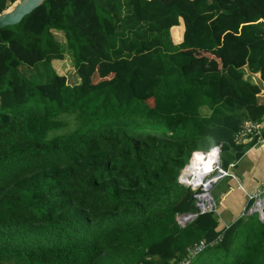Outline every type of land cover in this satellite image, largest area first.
Masks as SVG:
<instances>
[{
	"label": "trees",
	"instance_id": "obj_1",
	"mask_svg": "<svg viewBox=\"0 0 264 264\" xmlns=\"http://www.w3.org/2000/svg\"><path fill=\"white\" fill-rule=\"evenodd\" d=\"M245 65L264 81V0H44L1 28L0 264H172L200 241L199 264H264L257 216L175 220L194 152L221 142L227 168L255 143L234 141L264 119Z\"/></svg>",
	"mask_w": 264,
	"mask_h": 264
},
{
	"label": "crops",
	"instance_id": "obj_2",
	"mask_svg": "<svg viewBox=\"0 0 264 264\" xmlns=\"http://www.w3.org/2000/svg\"><path fill=\"white\" fill-rule=\"evenodd\" d=\"M177 27L182 28L179 40H175L172 33L173 28ZM183 32L184 25L180 18L179 24L170 28L173 43L177 44L182 41ZM185 52L192 53L193 49L185 50ZM209 61L210 63H206L201 68L205 70L220 68L218 59L210 58ZM94 78L96 81L98 80L97 75H94ZM261 124L264 130V119ZM229 171L233 174L232 177H224L222 181H218L211 187L214 188L213 195H210L215 208L214 212L218 216V228L228 227L242 215V211L246 207V193L264 186V141L254 143L246 149L242 156L233 162ZM241 186L244 191L240 188Z\"/></svg>",
	"mask_w": 264,
	"mask_h": 264
},
{
	"label": "built area",
	"instance_id": "obj_3",
	"mask_svg": "<svg viewBox=\"0 0 264 264\" xmlns=\"http://www.w3.org/2000/svg\"><path fill=\"white\" fill-rule=\"evenodd\" d=\"M262 133H263V126L261 124V121H245L243 125L241 126L240 130L235 133L234 135V141L237 144H244L252 141L255 139V143H260L263 142L264 139L262 138ZM220 152H221V147ZM196 153H201V152H194L192 156ZM191 156V157H192ZM205 160L206 158V152H205ZM191 160V158H190ZM189 160V162H190ZM190 164V163H189ZM232 166V164H229L227 169H223L221 166V161H220V156L219 159L216 160V162L212 165H210V170L209 168L202 169L201 174L199 172H192L191 179H194L193 175L195 173H199L200 175L198 179V184L193 185L195 189H200V192L195 195V209L196 212L187 215H177L176 216V221L180 226H184L186 222H189L191 220V215L196 217L197 215L204 213L208 210H210V205L208 200L204 197V193L207 191V189L216 183L218 180L224 178V177H232L233 174L229 171V168ZM179 181L181 183H185L180 179L179 175ZM188 184V183H186ZM189 185V184H188ZM192 185V184H190ZM243 191V187H240ZM246 200L250 202V206L248 207L246 214H251V213H257L259 220L264 221V186L260 187L259 189L246 193ZM244 214V212L242 213ZM205 247L203 241H200L199 243H195L191 246V248L188 250L192 252L191 256H187L183 261L179 262H173L172 264H189L190 263V258L198 254L203 248Z\"/></svg>",
	"mask_w": 264,
	"mask_h": 264
},
{
	"label": "water",
	"instance_id": "obj_4",
	"mask_svg": "<svg viewBox=\"0 0 264 264\" xmlns=\"http://www.w3.org/2000/svg\"><path fill=\"white\" fill-rule=\"evenodd\" d=\"M44 0H16L11 7L0 12V29L5 26H11L19 23L21 19L39 7ZM246 74L249 75L254 84L259 88L258 96L264 97V81L260 77L259 72H251L247 65L244 66ZM220 147L221 142L215 143Z\"/></svg>",
	"mask_w": 264,
	"mask_h": 264
},
{
	"label": "clouds",
	"instance_id": "obj_5",
	"mask_svg": "<svg viewBox=\"0 0 264 264\" xmlns=\"http://www.w3.org/2000/svg\"><path fill=\"white\" fill-rule=\"evenodd\" d=\"M221 147V146H220ZM202 152V151H201ZM220 148L218 147V146H215V145H212L211 143H209V146H208V150L206 151V158H207V161H208V164L206 165V167H209V170H210V165H212V164H214L215 162H216V160H218L219 159V156H220ZM202 158H204V157H202ZM189 163V162H188ZM187 163V164H188ZM186 164V165H187ZM185 165V166H186ZM184 166V167H185ZM222 166V165H221ZM183 167V168H184ZM223 168V167H222ZM223 169H227V168H223ZM180 173H181V171L179 172V174H178V177H177V180H178V182L180 183V184H183V186L184 185H188V184H186V183H181L180 181H179V175H180ZM223 179V178H222ZM219 181V180H218ZM217 181V182H218ZM216 182V183H217ZM215 184V183H214ZM213 184V185H214ZM213 185H211L208 189H207V191L204 193V195L205 194H207V196L210 198V200H208V202H209V205H210V210H208V211H213L214 212V205H213V200H212V197H211V193H210V190H211V187L213 186ZM188 187L189 188H187L188 189V191H190L191 192V195H192V199H193V210H190V211H188V212H185V213H183V215H187V214H191V213H194V211L196 212V209H195V203H194V201H195V189H191L192 187H194L193 185H188ZM199 190V192H200V189H198ZM198 192V193H199ZM197 195V194H196ZM250 206V202H248L247 200H246V207L243 209V211H242V213L244 212V214H242V215H240L238 218H240V219H247V217L248 216H251V215H256L257 216V218H258V215H257V213H251V214H246V211H247V209H248V207ZM207 212V211H206ZM205 213V212H204ZM201 214H203V213H201ZM201 214H199V215H201ZM177 215H182V214H176V216ZM199 215H197V216H199ZM176 216H175V220H176ZM191 220H189V222L190 221H192L195 217L193 216V215H191ZM259 219V218H258ZM177 222V221H176ZM188 223V222H187ZM222 228H226L225 226L224 227H222ZM222 228H220L221 230H222ZM207 248V246H205L198 254H196L195 256H193V257H191L190 259V263L189 264H193V262L194 261H196V259L200 256V254L202 253V252H204L205 251V249ZM187 249V248H186ZM188 250V249H187ZM185 255H186V253L184 254V257L182 258V259H184L185 258ZM181 259V260H182ZM181 260H179V261H181ZM179 261H177V262H179Z\"/></svg>",
	"mask_w": 264,
	"mask_h": 264
},
{
	"label": "rangeland",
	"instance_id": "obj_6",
	"mask_svg": "<svg viewBox=\"0 0 264 264\" xmlns=\"http://www.w3.org/2000/svg\"><path fill=\"white\" fill-rule=\"evenodd\" d=\"M9 7H11V6H9ZM194 55H197L198 58L209 56L208 53H204V52H195ZM207 63H210V61L208 60ZM51 65H52V68L58 74L64 75L66 77L67 83L74 84V83L78 82V79H77V76H76V73H75V69H74V65L72 64L71 59H70V57L67 54L64 55V59H62V60H53L51 62ZM162 131H163L162 129H157V130L153 131V133L161 134V133H163ZM54 132L55 131H52L51 135H54ZM200 174H198V175H200ZM222 180L223 179H220L219 182L222 181ZM184 186L189 188L188 185H184ZM191 189H195V188H191ZM213 191H214V188H211V190H210L211 195H213ZM194 192H195V195H196V194H198L199 190L195 189ZM254 216H256V215L254 214ZM191 246L192 245H189L186 248L189 250L191 248ZM187 249L185 250V253H186L185 258H187V256H191L192 255V252L188 251ZM184 259H182V261ZM201 260H202V254H200V256L196 259V261L193 262V264H199L201 262Z\"/></svg>",
	"mask_w": 264,
	"mask_h": 264
},
{
	"label": "bare ground",
	"instance_id": "obj_7",
	"mask_svg": "<svg viewBox=\"0 0 264 264\" xmlns=\"http://www.w3.org/2000/svg\"><path fill=\"white\" fill-rule=\"evenodd\" d=\"M202 157H205V152H201L199 153L197 156L196 154L193 156L192 158V162H191V165L189 166V168L185 171H183V173L185 172L184 176L183 174L180 175V179L182 181H184L185 183H188V184H196L198 183L199 181L198 180H194V179H198L199 176H196L198 175L199 173H201V170L202 169H207L209 167H206V165L208 164V161L205 160V158H202ZM195 159V160H194ZM199 172V173H195L193 175L194 179H191V176H192V172ZM204 197L208 200H210V198L207 196V194L204 195Z\"/></svg>",
	"mask_w": 264,
	"mask_h": 264
}]
</instances>
